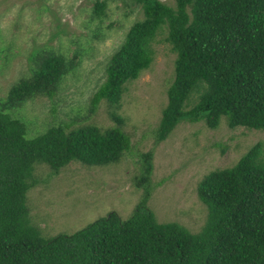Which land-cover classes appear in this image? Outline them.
Instances as JSON below:
<instances>
[{
    "label": "trees",
    "instance_id": "1",
    "mask_svg": "<svg viewBox=\"0 0 264 264\" xmlns=\"http://www.w3.org/2000/svg\"><path fill=\"white\" fill-rule=\"evenodd\" d=\"M133 2L143 19L108 60L91 109L102 100L110 108L118 104L126 83L150 67L154 45L165 42L174 70L154 131L158 142L182 122L216 129L224 119L230 129L264 133V0ZM104 9L105 2H97L93 13L100 17ZM160 34L164 37L157 40ZM69 66L54 54L39 58L32 75L0 101V264H264L263 142L249 147L232 167L198 181L197 197L208 211L199 232L178 222L159 223L146 206L156 187L147 153L137 178L145 198L128 218L110 212L72 234H40L25 205L26 192L36 184V165L58 174L71 162L105 166L131 151L130 138L118 125L105 130L60 125L31 135L39 127L18 111L36 96L51 100ZM193 93L197 99L186 108Z\"/></svg>",
    "mask_w": 264,
    "mask_h": 264
},
{
    "label": "rangeland",
    "instance_id": "2",
    "mask_svg": "<svg viewBox=\"0 0 264 264\" xmlns=\"http://www.w3.org/2000/svg\"><path fill=\"white\" fill-rule=\"evenodd\" d=\"M163 1L174 4V0ZM97 2H105L100 17L93 13ZM142 19V10L133 0H0V101L14 84L32 75L39 58L54 54L70 65L51 100L36 96L18 111V116L31 117L39 127L31 135L60 125L67 130L118 125L131 142L130 152L105 166L71 162L58 174L44 164L35 166L36 184L26 192L25 205L44 238L72 234L110 212L128 218L145 198L137 178L141 155L147 153L151 154V183L156 187L146 206L159 223L178 222L192 233L199 232L208 211L197 197L198 181L213 170L232 167L249 147L264 143L262 131L230 129L224 119L216 129L203 122H182L165 140H156L154 131L167 104L174 70V55L165 42L154 45L150 67L126 83L118 104L110 108L102 100L91 109L108 60L130 27ZM163 37L160 34L157 40ZM196 99L193 93L186 108Z\"/></svg>",
    "mask_w": 264,
    "mask_h": 264
}]
</instances>
